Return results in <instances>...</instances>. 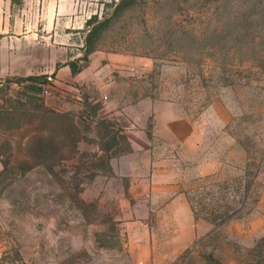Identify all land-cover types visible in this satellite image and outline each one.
I'll list each match as a JSON object with an SVG mask.
<instances>
[{"label": "rangeland", "instance_id": "374dc122", "mask_svg": "<svg viewBox=\"0 0 264 264\" xmlns=\"http://www.w3.org/2000/svg\"><path fill=\"white\" fill-rule=\"evenodd\" d=\"M120 1L0 0V264H264V0Z\"/></svg>", "mask_w": 264, "mask_h": 264}, {"label": "crops", "instance_id": "0c3cea01", "mask_svg": "<svg viewBox=\"0 0 264 264\" xmlns=\"http://www.w3.org/2000/svg\"><path fill=\"white\" fill-rule=\"evenodd\" d=\"M23 56L21 55V52L14 50V52L12 53V55L8 58L3 59V63L5 65V70L0 71L1 73H12V74H20L25 73V71L27 70V68L24 64H22V62H24V59L22 58ZM23 59V60H22ZM175 119V118H174ZM193 120L192 118H190L188 115H184V117L179 118V119H175L173 121V119H169L168 121V126H169V130L173 132H183V129L188 128L190 126V121L189 120ZM173 121V122H172Z\"/></svg>", "mask_w": 264, "mask_h": 264}, {"label": "trees", "instance_id": "16d2710c", "mask_svg": "<svg viewBox=\"0 0 264 264\" xmlns=\"http://www.w3.org/2000/svg\"><path fill=\"white\" fill-rule=\"evenodd\" d=\"M126 0H121L120 2H119V5L121 4H123L124 2H125ZM73 67H74V65H73ZM189 198H190V200H191V197L189 196ZM191 203H192V201H191ZM192 207H194L193 205H192Z\"/></svg>", "mask_w": 264, "mask_h": 264}]
</instances>
